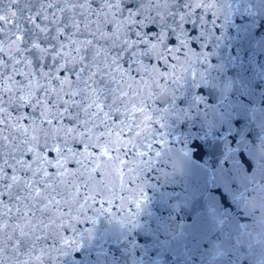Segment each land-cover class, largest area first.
Segmentation results:
<instances>
[{"label":"snow or ice","instance_id":"snow-or-ice-1","mask_svg":"<svg viewBox=\"0 0 264 264\" xmlns=\"http://www.w3.org/2000/svg\"><path fill=\"white\" fill-rule=\"evenodd\" d=\"M232 13L230 0H0V264H62L101 214L137 226L168 120L187 116L167 105L188 91L203 104Z\"/></svg>","mask_w":264,"mask_h":264},{"label":"water","instance_id":"water-1","mask_svg":"<svg viewBox=\"0 0 264 264\" xmlns=\"http://www.w3.org/2000/svg\"><path fill=\"white\" fill-rule=\"evenodd\" d=\"M230 3L203 104L167 105L187 116L168 120L137 226L95 217L62 264H264V0Z\"/></svg>","mask_w":264,"mask_h":264}]
</instances>
